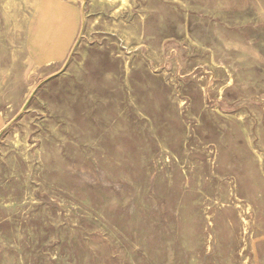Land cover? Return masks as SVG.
<instances>
[{
    "label": "rangeland",
    "instance_id": "1",
    "mask_svg": "<svg viewBox=\"0 0 264 264\" xmlns=\"http://www.w3.org/2000/svg\"><path fill=\"white\" fill-rule=\"evenodd\" d=\"M128 4L0 0V264H264V0Z\"/></svg>",
    "mask_w": 264,
    "mask_h": 264
},
{
    "label": "bare ground",
    "instance_id": "2",
    "mask_svg": "<svg viewBox=\"0 0 264 264\" xmlns=\"http://www.w3.org/2000/svg\"><path fill=\"white\" fill-rule=\"evenodd\" d=\"M114 1H117V0H99V4L103 7V6H105V4L106 3H108V4H110V5H112L113 3H114ZM121 2H122V6H124V7H127L129 4H128V0H120ZM39 8V5H38V7L36 8V9H38ZM36 11V10H35ZM142 22H144L145 23V20H144V18H142ZM58 74V73H57ZM27 103V102H26ZM189 128V127H188ZM38 166V165H37Z\"/></svg>",
    "mask_w": 264,
    "mask_h": 264
},
{
    "label": "crops",
    "instance_id": "3",
    "mask_svg": "<svg viewBox=\"0 0 264 264\" xmlns=\"http://www.w3.org/2000/svg\"><path fill=\"white\" fill-rule=\"evenodd\" d=\"M70 45H71V42H69V41H66V42H65V47H64V57L66 56V54H67V52H68V50H69V48H70Z\"/></svg>",
    "mask_w": 264,
    "mask_h": 264
}]
</instances>
